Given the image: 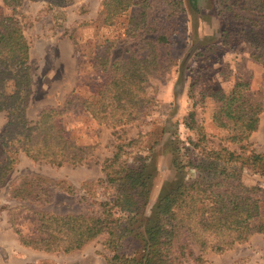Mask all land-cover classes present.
<instances>
[{"label":"trees","instance_id":"1","mask_svg":"<svg viewBox=\"0 0 264 264\" xmlns=\"http://www.w3.org/2000/svg\"><path fill=\"white\" fill-rule=\"evenodd\" d=\"M47 1L57 6L65 2ZM163 1L166 30L159 22L150 20L148 0L138 3L103 0L106 25H113L116 17L137 8L128 16L124 31L136 41L133 49L123 59L112 60L108 51L93 55L91 67L98 79L89 84L90 95L79 97L71 93L63 109L44 108L30 122L27 114L32 92L30 45L24 34V16L18 9L23 0H3L0 5V111L5 112L6 123L0 134L5 154L0 160V186L19 162L21 153L32 161L55 167L79 165L94 154L96 144L78 142L65 125L63 114L75 102L98 124L112 129L142 121L151 114L155 99L147 94L144 83L152 75L166 74L173 66L175 58L171 49L186 10L183 0ZM241 1L243 6L238 10L264 19V0H234L227 4L226 10H230L235 20L239 16L234 7ZM255 43L250 56L264 68V36ZM75 53L79 58L84 57L76 43ZM8 82L12 84L9 92ZM205 95L221 102L212 120L228 132L227 140L239 143L240 151L230 150L221 143L205 144L202 128L196 129V139L187 138L190 147L183 146L184 153L181 147L173 146L172 163L182 179L167 183L146 222L140 220V214L148 203L150 164L129 165L124 156L138 139L119 138L112 156L102 161L103 177L81 183L82 189L100 185L110 191L108 198L98 203V213L60 215L35 209L32 211L36 216L34 234L25 237L17 232L19 242L33 250L70 254L104 234V248L111 253L108 264H184L188 257L204 263L203 255L208 252L222 254L248 242L256 233H264L263 220L252 223L260 216L264 188L258 183L245 184L237 172L246 166L264 177V153L248 150L246 142L259 125L263 97L254 96L249 84L242 80L227 89L207 88ZM194 121V112H189L184 119L185 127L193 130ZM189 152L195 153L197 159ZM188 171L197 172L191 177ZM61 184L66 187L62 188ZM10 188L12 199L37 206L50 202L56 191L69 195L76 190L68 181L56 182L35 174L20 175ZM131 241L137 248L129 254L125 246ZM192 245L199 250L197 256Z\"/></svg>","mask_w":264,"mask_h":264},{"label":"rangeland","instance_id":"2","mask_svg":"<svg viewBox=\"0 0 264 264\" xmlns=\"http://www.w3.org/2000/svg\"><path fill=\"white\" fill-rule=\"evenodd\" d=\"M63 1L64 4L57 6L47 0H23L18 7L24 16V34L30 45L32 92L27 108L30 122H34L44 108L63 109L71 93L79 97L90 95L89 84L98 79L91 67L93 55L108 51L112 60L123 59L136 42L124 33L128 16L136 7L116 17L113 25H106L103 23V0ZM132 1L138 3L143 0ZM232 1L183 0L186 10L171 49L175 62L166 74L152 75L144 83L147 94L155 99L149 116L142 121L112 129L98 124L75 102L65 110L63 119L75 140L96 144L91 157L79 165L55 167L32 161L23 153L19 155V162L0 187V264H108L111 253L104 248V234L80 251L64 254L26 248L19 243L17 232L25 237L33 236L36 216L32 211L35 209L60 215L97 214L98 203L106 200L110 191L103 190L100 185L82 189L81 183L103 177L102 161L112 156L119 138L124 141L138 139L137 144L129 148L124 156L129 165L141 162L150 164L152 179L148 203L140 214V220L146 222L152 216L153 206L167 183L182 179L172 163L173 146L190 147L187 138L196 139V129L202 128L205 135L202 142L205 144L216 146L221 143L230 150L240 151L239 143L227 140L228 132L212 120L221 102L205 95L207 88L227 89L237 80H242L249 84L254 96H261L264 100V68L250 56L255 50V41L264 36V19L238 10L243 6L241 1L234 8L239 19L240 16L245 18L235 20L230 10H226L227 4ZM148 2L150 20L159 22L166 30L164 1ZM2 3L3 0H0V5ZM6 13L10 11L6 10ZM75 43L84 57L79 58L75 53ZM11 90L12 84L8 82L7 91ZM189 112H194L193 130L184 125ZM5 123L6 114L0 111V134ZM246 142L248 150L264 153V109L257 129ZM181 151L184 153L185 149ZM4 155L0 145V160ZM189 155L197 159L195 153L189 152ZM196 172L188 171V175L193 177ZM237 172L245 184L258 183L264 188V177L249 167L237 169ZM23 174L40 175L56 182L68 181L76 190L69 195L56 191L51 201L42 206L12 199L10 187ZM260 207V216L254 218L252 223L264 221L263 201ZM136 248V243L131 241L126 244L125 251L132 254ZM191 248L194 256H197V247L192 245ZM203 258L204 263L194 261L193 257L184 259L183 263L264 264V233L254 234L248 242L223 254L208 252Z\"/></svg>","mask_w":264,"mask_h":264},{"label":"crops","instance_id":"3","mask_svg":"<svg viewBox=\"0 0 264 264\" xmlns=\"http://www.w3.org/2000/svg\"><path fill=\"white\" fill-rule=\"evenodd\" d=\"M25 156H26V155H25ZM65 165H66V164H65ZM15 166H16V165H15ZM62 166H63V165H62ZM60 167H61V166H60ZM14 168H15V167H14ZM13 170H14V169H13ZM11 173H12V172H11ZM11 173H10V174H11ZM10 174H9V175H10ZM7 178H8V177H7ZM7 178H6V179H7ZM6 179H5V180H6ZM3 183H4V182H3ZM2 185H3V184H2ZM2 185H1V186H2ZM1 186H0V187H1ZM19 243H20V242H19ZM20 244H21V243H20ZM88 244H89V243H88ZM88 244H86V245H88ZM21 245H22V244H21ZM86 245H85V246H86ZM85 246H83L82 248H84ZM24 247H25V246H24ZM26 248H28V247H26ZM82 248H81V249H82ZM29 249H31V248H29ZM81 249H79V250H77V251H80ZM32 250H33V249H32ZM77 251H75V252H77ZM226 252H227V251H226ZM73 253H74V252H73ZM224 253H225V252H224ZM70 254H71V253H70ZM222 254H223V253H222Z\"/></svg>","mask_w":264,"mask_h":264}]
</instances>
